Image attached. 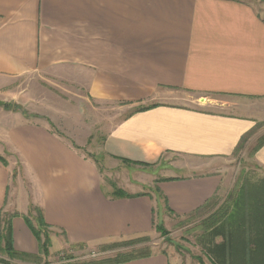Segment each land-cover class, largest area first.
Returning a JSON list of instances; mask_svg holds the SVG:
<instances>
[{
    "label": "crops",
    "instance_id": "obj_1",
    "mask_svg": "<svg viewBox=\"0 0 264 264\" xmlns=\"http://www.w3.org/2000/svg\"><path fill=\"white\" fill-rule=\"evenodd\" d=\"M259 1L258 7L242 0H0V83L82 69L92 98L137 102L168 86L186 88L191 78L185 76L196 73L208 90L247 99L250 115L160 103L116 127L106 151L145 164L164 154L231 158L256 122L264 121V0ZM8 138L13 146L0 155L20 156L38 185L36 193L12 188L11 162H0V220L13 216L20 252L40 250L24 219L32 208L41 209L51 231L64 234L69 244L101 247L152 234L158 197L177 216L202 212L220 199L222 177L207 175L163 179L154 194L128 192L135 197L114 199L91 161L48 128L18 125ZM254 162L264 170V146ZM250 183L264 187V178ZM253 217L248 212L247 239L260 232L264 249V221L256 227ZM125 264L176 263L155 254Z\"/></svg>",
    "mask_w": 264,
    "mask_h": 264
},
{
    "label": "rangeland",
    "instance_id": "obj_2",
    "mask_svg": "<svg viewBox=\"0 0 264 264\" xmlns=\"http://www.w3.org/2000/svg\"><path fill=\"white\" fill-rule=\"evenodd\" d=\"M242 1L251 2L258 7L261 5L259 0ZM185 77L191 78L186 88L180 87V84L168 86L164 92L157 91L137 102L92 98L88 91V76L82 69L66 68L50 75H27L13 79L6 85L0 83V153L13 146L8 138L13 127L30 124L48 128L81 157L91 161L98 169L102 189L110 194L116 190L154 194L155 184L163 179L207 175L220 176L223 181L217 204L215 205L212 199L202 212L186 216L174 215L165 209V203L158 197L152 234L136 241H120L101 247L88 246L83 250H72L64 234H55L50 228L40 227L38 220L42 210L32 208L28 217H31L34 228L45 229L50 238L49 254L38 264H73L115 257L117 254L139 253L164 254L169 257L170 262L176 264H212L201 243L205 240L207 222L215 213V207L221 204L222 200L228 199L229 195H236L240 187L248 181L264 178V170L254 162L255 150L264 140V121L256 122L255 128L244 136L245 140L241 145L239 143L237 153L231 158L194 160L164 154L155 163L141 162L142 166L111 157L105 146L114 129L131 114L160 103L203 107L219 113L250 115L248 108L244 106L248 102L247 99L208 90V82L199 78L196 73ZM5 155L7 156L0 157L11 162L12 188H19L21 192L32 190L36 193V175L33 176L30 170L24 169L20 156L12 153ZM3 219L7 221L9 217L4 216ZM159 226L161 231L158 230ZM47 235L41 234L39 253L30 255L42 254V244ZM68 256L74 258L67 259ZM0 258L7 259L2 253ZM14 262L35 264L33 261Z\"/></svg>",
    "mask_w": 264,
    "mask_h": 264
},
{
    "label": "trees",
    "instance_id": "obj_3",
    "mask_svg": "<svg viewBox=\"0 0 264 264\" xmlns=\"http://www.w3.org/2000/svg\"><path fill=\"white\" fill-rule=\"evenodd\" d=\"M155 107H157V105L140 109L135 113L145 112ZM244 140L245 137L242 138L240 145ZM263 146L264 140L257 147L255 153ZM237 150L235 153H237ZM121 160L131 164L143 165L141 162H132L124 158H121ZM0 162L7 165L6 160L1 157ZM132 197L135 196H132L123 190H116L112 194V198L114 199ZM207 205H209V203ZM207 205L204 209L207 208ZM248 212H250L251 216H255L250 218L249 221L254 222L256 227H260L259 223L264 221V187L254 186L250 181L243 184L236 195H229L226 202L215 211L207 222L208 229L207 232H205V240L201 243V246L212 264H264V249L262 245H259L263 241L262 235H260L261 233L259 232L255 235L254 241H252L251 237H249V240L247 239L245 228L248 221ZM39 215L41 216L38 220L40 227L50 228L45 221L42 211ZM11 218L5 221L2 217L0 220V253L7 257V259L0 258V263L16 264L14 261H33L35 264H38L42 261L44 256H48L49 254L50 238L45 229H35L31 222V217L25 216L24 219L39 244L42 243L41 234L47 236L42 244V254L35 256L19 252L14 247ZM161 229L162 228L159 226L158 230L161 231ZM256 231L258 232V229H256ZM218 238H221L222 241L217 242ZM252 242L258 244V248L250 249L248 243L251 245ZM85 247L86 244L71 245L72 250H83ZM150 256H152L150 253H139L137 255L117 254L115 257L98 258L73 264H125L137 259L148 258ZM66 258L73 259L74 256H68Z\"/></svg>",
    "mask_w": 264,
    "mask_h": 264
}]
</instances>
